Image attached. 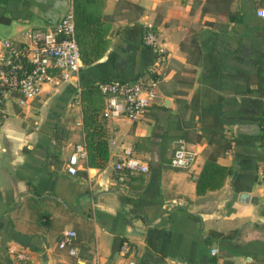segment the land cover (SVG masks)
<instances>
[{"label":"crops","instance_id":"obj_1","mask_svg":"<svg viewBox=\"0 0 264 264\" xmlns=\"http://www.w3.org/2000/svg\"><path fill=\"white\" fill-rule=\"evenodd\" d=\"M85 4L106 21L103 55L23 103L17 93L0 103V264H264V0ZM72 7L73 0H0V35L21 42L27 28L48 26ZM146 23L167 55L158 98L135 121L103 113L108 159L98 167L80 158L72 174L68 156L85 143L80 86L148 77ZM180 139L197 151L185 169L170 165ZM124 144L148 169L120 180L114 162ZM208 159L227 171L197 193ZM68 229L77 255L57 245Z\"/></svg>","mask_w":264,"mask_h":264},{"label":"built area","instance_id":"obj_2","mask_svg":"<svg viewBox=\"0 0 264 264\" xmlns=\"http://www.w3.org/2000/svg\"><path fill=\"white\" fill-rule=\"evenodd\" d=\"M24 35L26 39L21 42L0 35V103L7 94L12 93L19 94L20 102L23 103L39 94L45 85L57 84L76 76L81 66L72 9L48 26L27 28ZM142 41L154 51V60L148 67V77L116 78L97 82L104 96L103 113L106 117L125 116L133 121L138 120L151 102L158 98V84L167 62L166 50L157 30L149 23L144 26ZM3 118L4 113L0 108V125ZM262 126L264 146V120ZM86 155L85 143L75 144L68 156L66 169L75 174L79 167V159L85 158ZM196 156L197 151L180 139L170 157V165L178 169L189 168L194 164ZM114 167L117 178L123 180L127 172L146 171L148 164L134 155L130 144H124ZM75 237V230H65L57 242L58 247L67 250L71 255H77ZM121 250L128 252L129 243L126 240L122 242ZM16 256L21 262H26L28 252L19 249ZM126 264L136 262L129 259Z\"/></svg>","mask_w":264,"mask_h":264},{"label":"trees","instance_id":"obj_3","mask_svg":"<svg viewBox=\"0 0 264 264\" xmlns=\"http://www.w3.org/2000/svg\"><path fill=\"white\" fill-rule=\"evenodd\" d=\"M88 1L73 0L72 7L80 61L84 65L101 57L108 45L104 26L106 21L98 13L88 10L85 4ZM230 1L223 0L226 5ZM79 96L83 110L87 164L101 167L109 156V137L103 121V94L97 83L91 81L80 86ZM226 171L225 167L215 161L206 160L196 177V192L202 193L208 185H219Z\"/></svg>","mask_w":264,"mask_h":264}]
</instances>
